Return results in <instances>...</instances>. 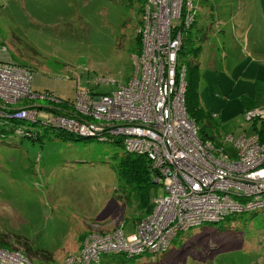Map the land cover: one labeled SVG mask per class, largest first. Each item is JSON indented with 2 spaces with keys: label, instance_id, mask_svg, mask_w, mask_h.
<instances>
[{
  "label": "rangeland",
  "instance_id": "rangeland-1",
  "mask_svg": "<svg viewBox=\"0 0 264 264\" xmlns=\"http://www.w3.org/2000/svg\"><path fill=\"white\" fill-rule=\"evenodd\" d=\"M144 1L0 0V47L4 50L0 51V60L15 61L0 70L5 88L18 95L33 84L37 90L49 88L71 100L76 88L85 85H100L97 94H105L118 83H126L142 62L137 56L140 46L136 36L144 19ZM192 3L194 21L189 28L182 25L187 30L181 32L176 53V77L183 68L186 82V64L197 61L200 102L209 112L203 119H193L196 134L200 140L225 145L230 141L226 136L232 134L234 139L226 149L236 153L233 144L240 137L258 135L244 111L264 110V0ZM250 23L262 32L258 39L250 32L247 42ZM170 33H174L172 25ZM221 51L228 53L230 67L225 70L219 60V70L212 69L210 57ZM158 65L162 68V63ZM17 68H25L29 77ZM167 73L170 78L169 68ZM11 75L18 79L10 80ZM86 89L78 91L76 112L65 116L80 120L71 125L78 135L42 129L38 139L17 135L3 138L18 123L11 111L19 108L11 107L10 111L7 107L11 104H0V236L7 237L11 248L21 250L33 264H64L91 233L107 234L113 229L122 210L124 232L129 235L141 213L135 204L125 206L119 200L133 196V182L117 170L126 154L122 144L80 135L87 133L86 124L91 119L82 98ZM46 95L36 94L32 104L26 102L24 106L45 105ZM22 114L30 120L35 115L33 111ZM263 120L264 116L259 118ZM90 122H97L96 117ZM63 123L68 124L66 120ZM202 130L208 138L199 136ZM259 142L264 140L259 138ZM244 177L242 184L238 177L232 183L227 179L217 182V195L224 200L217 217L216 211L205 209L200 212L202 220L201 216L183 215L186 204L182 203L176 211H170L167 219L178 213L184 217V225L172 233L165 250L152 248L130 255L103 250L99 261L91 264H264V192L257 187L264 184V177L253 178L255 184H247L250 178ZM230 184L247 192L243 208L227 196L239 188ZM158 187L162 193V186ZM181 189L185 191L183 186ZM115 201L121 204L117 206ZM208 205L215 207L216 203ZM230 210L242 211L225 216ZM180 217L162 221L160 229L180 222ZM40 251L51 254L49 261Z\"/></svg>",
  "mask_w": 264,
  "mask_h": 264
},
{
  "label": "built area",
  "instance_id": "built-area-1",
  "mask_svg": "<svg viewBox=\"0 0 264 264\" xmlns=\"http://www.w3.org/2000/svg\"><path fill=\"white\" fill-rule=\"evenodd\" d=\"M144 2L146 3L145 7L143 6L144 19L141 24L143 49L137 55L141 56L142 62L137 65V69L126 83H118L105 94H97V91L93 93L86 89L82 98L86 113L90 118L96 117L97 121L92 123L91 119L88 120L87 133L105 132L109 135L125 133L130 136L125 138L127 148L147 152L151 165L158 173L163 192L156 196L151 212L142 219L136 232L125 236L122 229L116 228L109 230L107 234L91 233L78 252L66 257L64 264L98 262L99 254L103 250L125 251L126 255L152 248L165 250L166 241L172 237V233L175 234L179 228L183 229L184 225L182 223L184 217L174 213L168 219L180 217V222H173L161 230L162 221L168 220L170 211L174 212L177 206L186 204V207L182 208L183 215L190 214L198 217L205 209V211H216L217 217L221 214L220 204L224 202L217 195V182L223 183L224 179H227L228 183H232V180L238 177L242 184L246 176L250 178L247 184H255L256 180L253 178L264 177V143L259 142L257 134L240 137L233 144L236 156L229 157L224 153L222 146H214L209 141L198 138L193 119L188 115L185 104L184 69L182 68L181 75L176 77L175 63L181 32L187 29L182 25L184 23L189 28L193 20L189 11L192 0H145ZM183 8H185L184 15L181 13ZM171 25L174 31L172 34L170 33ZM157 46L158 50L155 51L154 48ZM159 63H162V68L158 65ZM8 64L12 62L1 61L0 70H5ZM168 68L170 78L167 73ZM16 71L29 77V72L25 68H17ZM14 78L15 75L9 77L10 80ZM22 93L15 95L9 92L5 88V80L0 79L1 105L11 104L7 107L10 110L15 105L14 102L21 98H31L36 94L42 96L29 86L26 92ZM118 99H120L119 102H117ZM19 109L10 110L15 113V118L22 117L24 115L22 112L33 111L35 115L38 113V109L32 106ZM18 112L20 116L17 115ZM263 112L261 108H250L245 111V117L260 118L264 116ZM28 115L23 117L30 118ZM80 119L85 120L82 117ZM64 120L68 124L63 123ZM58 121L61 126L64 124L63 127H72L73 122L80 120L75 117L71 120L61 117ZM99 123L100 126L95 127ZM104 139L112 140L109 136ZM233 139L232 134L231 137L230 134L226 136L227 141ZM237 164L238 168H236ZM253 164L255 166L251 167ZM245 170L248 173L244 174ZM230 185L234 186V184ZM182 186L185 191L181 189ZM194 186H198L199 190L191 191L190 187ZM257 187L263 191L264 184ZM240 188L235 195L247 197V192ZM229 194L228 197H230ZM212 202L216 203L215 207L208 205ZM235 203L238 205L237 202ZM199 219L202 220L203 217ZM0 264L33 263L21 250L0 246Z\"/></svg>",
  "mask_w": 264,
  "mask_h": 264
},
{
  "label": "trees",
  "instance_id": "trees-1",
  "mask_svg": "<svg viewBox=\"0 0 264 264\" xmlns=\"http://www.w3.org/2000/svg\"><path fill=\"white\" fill-rule=\"evenodd\" d=\"M192 6H193V3H192ZM142 9H143V7H142ZM136 38H137V42H138L139 46L141 47V41H140L139 35H137ZM196 49H198V47ZM0 51H4L2 47H0ZM179 52H180V50H179ZM0 61H7V60L1 59ZM9 61H11V60H9ZM11 62H15V61H11ZM17 64H19V63H17ZM197 66L199 67L197 61L192 62L190 64H186V74H185V78H186L185 104H186L187 112L189 111L190 118L194 119V121L196 119L205 118L207 113L209 112L201 106L200 97H199V90H198ZM133 73H134V71H133ZM131 76L129 78H131ZM112 80H114V79L110 80L111 83H113ZM96 83H97V81H96ZM85 87L87 89L92 90L93 93L97 91L96 89H101L100 85L98 87H96V84L93 85V87L88 86V85H85L84 88ZM32 88L37 93L47 94L46 96H44V98L47 100V102L45 103V105L43 103H35V107H33V108H37L38 113L36 115H34V118H32L30 120V118H27V117H23V116L18 117L19 118L18 123L14 127H12L10 132L8 134H6L3 138L11 136V135H17L20 138L27 137V138L38 139L42 129H46V130L53 129V130L61 132V133L68 132V133L73 134V135H78L79 133L75 130H71V127L59 126L61 124L59 123L58 119L61 117H65L67 115H72L73 113L76 112L75 101H76V97H77V92H78L79 88H81V87L76 88V91H74V97L71 100L69 98H64V97L58 95L56 92H54L53 90H51L49 88H43L41 90H37L36 88H34L33 84H32ZM54 97L58 101H56V99ZM33 98L34 97H32V98H27V97L21 98V100L15 101L14 102L15 105H13L12 107H18V108H20L19 110H21L22 108H24V104L26 102H28L29 105L32 104ZM20 101H21V103H19ZM37 105H41V107H37ZM247 109H250V108H246V110ZM17 115L20 116V112H18ZM210 116H211V114H210ZM244 116H245V111H244ZM80 117H82V116H80ZM87 117H90V116H87ZM18 118L16 117V119H18ZM82 118H84V117H82ZM91 119H93V118H91ZM252 120H253L252 122H253V127H254V129L252 131H256L259 135L260 140H264V123H263L264 120L262 122H260L259 117L252 119ZM36 123H40V125L42 127H37ZM62 127L65 129H62ZM3 128H4V131L8 130V127L6 124H3ZM12 131H13V134L11 133ZM201 133H202V135L199 133L198 134L202 139L208 138L207 137L208 134L205 131L202 130ZM80 135L82 137H96L99 140H104L105 137L109 136V137H111L112 140H109V139H106V140L112 141V142L118 141L124 147L126 154L121 158L120 163L117 167V170H118V173L120 175L124 176L128 181L133 182V193H132L133 196L126 198V200H123V201L121 199H119V200L125 206L128 205V203L130 202L132 204H135V207L141 210V213H140V215H139V217L135 223V230L132 231L131 233L136 232L137 227L140 224V222L142 221V219L145 218L147 216V214H149L151 209L153 208L154 199H156V196L161 194V192L159 191V187H158L159 184L161 185V182L159 181L160 179H159V176H158L156 169H154V167L151 165V161L147 156V152H141V151L128 149L127 148L128 145H126V139L125 138H130V136L125 135V133H123L121 135L120 134L109 135V134L103 132V133H95V134L81 133ZM231 141L232 140H230L227 143V145ZM212 142L214 145H217V146L222 144V148H223L226 156H229V157L236 156L235 152L230 153L232 151L226 149L227 145H225L223 142H221V141H218V142L212 141ZM225 142H226V140H225ZM226 156L223 155V157H226ZM161 189H162V187H161ZM263 192H264V188H263ZM229 196L235 202H237L238 205L241 204V206H240L241 208H243L244 207L243 204L245 202H247V197H245L243 195L237 196L235 194L234 195L229 194ZM115 202L117 203V206L119 204H121V203H118L117 201H115ZM122 208H124V206ZM240 211H242V210H230L225 216H227L233 212H240ZM119 212H120V214H119L120 218H119V220L116 221L117 222L116 226L111 230H114L116 228H120V229H122L124 235L126 236V233L124 232V223H123L122 217H121V215L123 216V210L119 211ZM7 240H8L7 237L0 236V246L11 248L10 243ZM40 255L48 261L51 258V254L48 252H45V251H40Z\"/></svg>",
  "mask_w": 264,
  "mask_h": 264
},
{
  "label": "crops",
  "instance_id": "crops-1",
  "mask_svg": "<svg viewBox=\"0 0 264 264\" xmlns=\"http://www.w3.org/2000/svg\"><path fill=\"white\" fill-rule=\"evenodd\" d=\"M250 32H252V34L255 36V38L256 39H258L259 38V35H260V33L262 32V31H260L259 29H258V27H256V26H253V24H249L248 25V27H247V42H249V34H250ZM247 56V58H250V54H247L246 55ZM219 60H220V62L222 63V65H223V67L225 68V70H226V68L227 67H230V66H228L227 65V63H228V53H222V51L220 52V54H218V53H215V54H212L211 55V57H210V63H211V68L212 69H217V65L219 64ZM237 69H239V70H242V68H241V66H238L237 67ZM217 70H219V69H217ZM244 70V69H243ZM247 131V130H246ZM77 246H79V245H77ZM71 252H74V250L73 251H71Z\"/></svg>",
  "mask_w": 264,
  "mask_h": 264
},
{
  "label": "bare ground",
  "instance_id": "bare-ground-1",
  "mask_svg": "<svg viewBox=\"0 0 264 264\" xmlns=\"http://www.w3.org/2000/svg\"><path fill=\"white\" fill-rule=\"evenodd\" d=\"M189 11H190V13L192 14V17H193L192 22H193V21H194V11H193V6L190 7ZM181 13H182V15H184V13H185V8L182 9ZM192 22H191V24H192ZM141 24H142V20H141ZM191 24H190V25H191ZM190 25H189V27H190ZM137 35H139V38H140V41H141V25H140L139 28H138ZM142 46H143V45H142V41H141L140 53L142 52V49H143ZM140 53H139V54H140ZM208 223H209V222H208Z\"/></svg>",
  "mask_w": 264,
  "mask_h": 264
}]
</instances>
